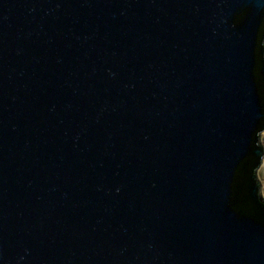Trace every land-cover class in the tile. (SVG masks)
<instances>
[{
	"label": "water",
	"instance_id": "obj_1",
	"mask_svg": "<svg viewBox=\"0 0 264 264\" xmlns=\"http://www.w3.org/2000/svg\"><path fill=\"white\" fill-rule=\"evenodd\" d=\"M264 0H0V264H264Z\"/></svg>",
	"mask_w": 264,
	"mask_h": 264
},
{
	"label": "rangeland",
	"instance_id": "obj_2",
	"mask_svg": "<svg viewBox=\"0 0 264 264\" xmlns=\"http://www.w3.org/2000/svg\"><path fill=\"white\" fill-rule=\"evenodd\" d=\"M264 136V132L262 133ZM259 173H260V191H261V197H264V158L261 164V167L259 169Z\"/></svg>",
	"mask_w": 264,
	"mask_h": 264
}]
</instances>
